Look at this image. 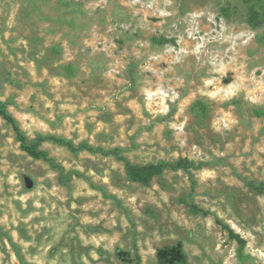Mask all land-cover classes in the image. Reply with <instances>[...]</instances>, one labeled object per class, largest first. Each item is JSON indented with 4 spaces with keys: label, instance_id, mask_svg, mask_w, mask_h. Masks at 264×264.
<instances>
[{
    "label": "rangeland",
    "instance_id": "1",
    "mask_svg": "<svg viewBox=\"0 0 264 264\" xmlns=\"http://www.w3.org/2000/svg\"><path fill=\"white\" fill-rule=\"evenodd\" d=\"M262 33L241 0H0V100L28 138L121 147L138 164H205L191 194L182 171L144 187L111 157L44 143L85 176L62 186L0 118V227L23 260L156 264L158 249L181 243L189 264H264V194L246 185L264 183ZM0 264H21L3 238Z\"/></svg>",
    "mask_w": 264,
    "mask_h": 264
},
{
    "label": "trees",
    "instance_id": "2",
    "mask_svg": "<svg viewBox=\"0 0 264 264\" xmlns=\"http://www.w3.org/2000/svg\"><path fill=\"white\" fill-rule=\"evenodd\" d=\"M241 4L244 11L245 22L254 31L264 29V0H241ZM259 42L264 44V33L258 36ZM151 42L156 45L172 44L173 40L165 38L153 37ZM68 73L72 72L71 67H67ZM10 101L0 100V118L9 125L15 135V140L19 144V149L24 152L28 157L33 160L43 161L50 168L54 169L58 173V183L62 186H68L74 178H85V176L77 170H67L62 164L56 161V159L42 148L44 143H50L55 146L65 148L73 156L77 157L79 154L85 152L91 155H100L103 157H111L117 162L123 165V170L125 178L128 182L136 183L141 186L147 187L151 184L152 180L156 177H160L167 171L184 172L190 181L191 194L195 191L196 180L194 178V172L200 170L205 166L201 162H195L187 158H178L173 161L159 160L157 162H149L145 164L132 163L126 156V149L121 147L104 148L100 145H92L88 141H80L79 143H74L73 140L67 139L62 136H57L54 134H43L36 133L33 138H28L25 132L20 127L18 121L15 117L8 111ZM196 106L203 108L201 103L197 102ZM257 115L264 114V111H255ZM246 185L258 194H264V183H256L253 181H247ZM99 190L102 195L106 198L113 199L116 201L118 206L121 207L120 201L112 195H107V193L100 187H94ZM186 202V201H184ZM189 211L193 215L202 216H214L216 221L218 218L206 209L197 206L193 201L186 202ZM0 238H3L9 242L12 246L16 256L18 257L21 264L26 263L20 253V250L13 243L10 235L7 232L2 231L0 227ZM239 243L240 250L243 245V241L235 236ZM117 256L122 258V260L129 262V255L125 252L119 251ZM156 264H189L187 261V256L184 253L181 243L170 248H161L156 252Z\"/></svg>",
    "mask_w": 264,
    "mask_h": 264
}]
</instances>
